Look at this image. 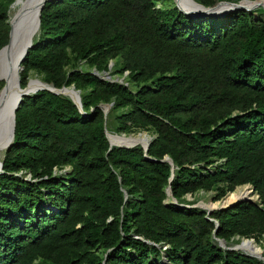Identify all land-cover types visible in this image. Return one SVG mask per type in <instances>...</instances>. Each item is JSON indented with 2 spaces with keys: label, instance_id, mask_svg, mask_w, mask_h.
Here are the masks:
<instances>
[{
  "label": "trees",
  "instance_id": "trees-1",
  "mask_svg": "<svg viewBox=\"0 0 264 264\" xmlns=\"http://www.w3.org/2000/svg\"><path fill=\"white\" fill-rule=\"evenodd\" d=\"M13 1L0 0V48ZM263 13L192 17L173 0L46 2L20 85L31 71L73 85L85 114L48 90L17 107L0 172V264H264L217 241L253 238L264 256ZM100 104H111L106 117ZM105 128L153 138L146 152L110 146ZM242 185L258 198L209 215L164 202L168 187L192 205L188 194L220 200Z\"/></svg>",
  "mask_w": 264,
  "mask_h": 264
},
{
  "label": "water",
  "instance_id": "water-1",
  "mask_svg": "<svg viewBox=\"0 0 264 264\" xmlns=\"http://www.w3.org/2000/svg\"><path fill=\"white\" fill-rule=\"evenodd\" d=\"M48 1L50 0H14L12 2V4L10 5V8H12L15 5H18V8L16 9L13 16L8 20L9 26H10L8 42L3 47L0 48V64H4L14 58L16 60V63L19 65V68L22 70L23 67L21 63L25 59V56L27 55L28 50L32 47L33 39L39 31L40 13H41V10L44 4ZM249 1L250 2L252 1V4L249 6H246L244 2H249ZM173 2L179 11H181L182 13L186 15L192 16V17L198 16V15L218 16V15H223L232 10L244 9L246 11H250L259 6L264 7V0H239L238 2L220 0L213 6H204L195 0H173ZM35 26H37L36 30H35L36 28ZM112 64L113 62H110L109 66H112ZM94 73L97 76H100L98 72L94 71ZM101 78L110 79L111 77L108 72H104L103 75H101ZM27 86H28V83L25 87H21V85H19L17 92L14 94H9V97H7L8 98L7 103H8L9 109L11 110L12 118L10 122L9 134L7 135V138L5 139V141L3 142L5 151L6 149L10 147L14 139L15 111L17 107L19 106L20 102L22 101L23 97L26 95L33 94L37 92L38 90H48L55 94L65 95V96L70 97L72 101L78 106L80 112L85 114V112H83L82 110L80 91L75 89L73 85L62 86L60 88H57L52 84H48L44 81H41V85L37 86L34 89H28ZM99 106L103 109L104 116L106 117V114L108 113L111 104H100ZM6 129H7L6 118H5V115H2V109H0V133L2 134ZM105 134H106V138L109 141L110 146L130 148V147L140 145L143 147L145 152L147 151L150 145V142L153 138V137H149L146 135L147 141L145 143L138 141V142H129L125 144H112L109 138L110 135L126 136L127 138L131 134L112 133L108 131L106 128H105ZM146 158L153 160V161H157L156 159H151L148 156H146ZM160 161H167L172 166V169L174 168L173 161L169 156L166 155ZM1 170H2V161H0V172ZM245 186L246 188L250 187L249 191L251 194L254 193L253 187H251L250 185H245ZM166 194H167V197L164 200L165 204L170 202L172 204L178 205L179 207H191V206L200 207L206 210L207 215H209L212 211L217 210V209H225L228 207H232L241 201H254L252 200L251 197H248V198L238 199L233 202H227L225 201L226 196H224L223 198L219 200V204L216 206H212L213 203H211L210 204L211 206H210V205H206L201 202L199 204L188 205V204L178 203L177 200L173 197L170 187L167 188ZM169 197L171 199H169ZM208 219L211 220V218H208ZM215 223L217 226L218 222H215ZM243 240H253L254 241L253 238H243L241 239L239 244H241ZM217 241H218V245L224 249L241 251L242 253H245L247 255L255 256L257 258L264 260V256L262 255L263 249H261L260 254L247 253L241 250L240 248H238V244L228 246L223 239L217 238Z\"/></svg>",
  "mask_w": 264,
  "mask_h": 264
},
{
  "label": "bare ground",
  "instance_id": "bare-ground-1",
  "mask_svg": "<svg viewBox=\"0 0 264 264\" xmlns=\"http://www.w3.org/2000/svg\"><path fill=\"white\" fill-rule=\"evenodd\" d=\"M35 27L36 30L37 26ZM20 71L21 69L14 58L4 64H0V84L2 82V86L0 87V109H2V115H5L7 123V129L2 134L0 133V152L5 150L3 142L9 134L10 122L12 118L11 110L9 109L7 103V97H9V94H14L17 92L20 85ZM39 85H41L40 82L32 80L27 87L28 89H34ZM110 141L112 144L115 142V140L111 137ZM250 196L251 193L249 189L241 187L230 193L228 197L225 198V201L233 202L238 199L248 198ZM238 248L246 250L247 253L249 252L253 254H259V249L256 247L253 240H243Z\"/></svg>",
  "mask_w": 264,
  "mask_h": 264
},
{
  "label": "rangeland",
  "instance_id": "rangeland-1",
  "mask_svg": "<svg viewBox=\"0 0 264 264\" xmlns=\"http://www.w3.org/2000/svg\"><path fill=\"white\" fill-rule=\"evenodd\" d=\"M231 1L236 2L235 0H231ZM244 4L246 6H249V5L252 4V1L251 2L250 1L249 2H244ZM17 8H18V5H15L12 8H10V11H9V19L13 16V14L15 13V11H16ZM262 15L264 16V13ZM27 79H28V81H27L28 85H29V83L32 80L38 81L40 83L42 81L41 80V75L37 74L35 71H31L29 73ZM121 80H122V78H121ZM1 85H2V82L0 84V87H1ZM138 133H140V134H138ZM130 134L131 135L128 136L127 138H126V136H116V135H110V137L115 140V142L113 144H125V143H129V142H138V141L145 143L147 141V136L153 137L152 136V133L150 131H145V130L138 131V132H134V133H130ZM4 152H5V150L3 152H0V161H2V159L4 157ZM241 187L242 188H246L245 185H242V186L236 187L234 191H236L237 189H239ZM247 189H250V187H248ZM229 194L230 193L226 194L225 196L228 197ZM250 197L252 198V200H256L257 199V196L254 193L251 194ZM169 199H171V198L169 197ZM186 199H188V200H195L196 201L195 204H199L200 202L201 203H204L206 205H210L211 203H213L212 206H216V205L219 204V200H214V192L213 191H208V192L198 191V192H196L194 194H188V195H186ZM253 242L255 243L256 247L259 249V252H260V250L262 249L261 245L257 244L255 241H253ZM236 244H238V247L241 245L239 243H236ZM232 245H235V244H231L229 246H232ZM241 250H243V249H241ZM243 251L244 252H247L246 250H243Z\"/></svg>",
  "mask_w": 264,
  "mask_h": 264
}]
</instances>
